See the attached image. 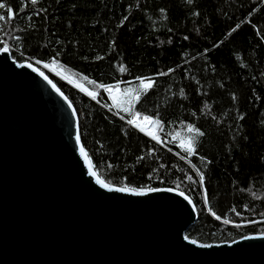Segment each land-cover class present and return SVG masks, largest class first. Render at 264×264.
<instances>
[{
    "label": "trees",
    "instance_id": "obj_1",
    "mask_svg": "<svg viewBox=\"0 0 264 264\" xmlns=\"http://www.w3.org/2000/svg\"><path fill=\"white\" fill-rule=\"evenodd\" d=\"M0 3V41L15 61L55 64L96 94L53 77L76 109L101 179L183 191L198 214L186 235L200 244L264 234V0ZM137 77L155 86L122 113L101 85L138 88ZM135 112L155 113L159 141L127 123ZM189 124L206 133L191 157L180 147ZM196 168L205 174L203 187Z\"/></svg>",
    "mask_w": 264,
    "mask_h": 264
},
{
    "label": "water",
    "instance_id": "obj_2",
    "mask_svg": "<svg viewBox=\"0 0 264 264\" xmlns=\"http://www.w3.org/2000/svg\"><path fill=\"white\" fill-rule=\"evenodd\" d=\"M21 65L0 52V264H264V234L211 248L186 240L198 214L178 190L97 183L77 113Z\"/></svg>",
    "mask_w": 264,
    "mask_h": 264
},
{
    "label": "snow or ice",
    "instance_id": "obj_3",
    "mask_svg": "<svg viewBox=\"0 0 264 264\" xmlns=\"http://www.w3.org/2000/svg\"><path fill=\"white\" fill-rule=\"evenodd\" d=\"M33 2H35V0H33ZM192 0H188V3H191ZM6 5L4 3H0V9H5ZM9 11H11V9H8ZM163 12V10H161ZM5 19L4 15H0V20ZM0 52L7 54L10 52V48L8 45L7 40H3L0 41ZM37 63H39V61H37ZM25 65H21V67H24ZM28 67H32L31 64L27 65ZM44 68H49L50 65L45 63L43 65ZM175 69H170L169 72L174 71ZM33 71H39L37 68H33ZM121 72L125 71L124 68L120 69ZM169 73H158L157 75H168ZM39 75L41 77H43V79L45 81H47V83L49 85H51V87L53 89H55V91L57 93H59V95L68 103L69 108L72 109V114L75 116L76 115V109L74 107H72V101L69 100L68 96L64 95V93L60 90V88L57 87V85L55 83H53V81L51 79H49V77L47 75H45L44 72H39ZM85 79H87V77H85ZM136 80L138 81L139 87L135 90V92H133L131 89L128 90L127 93H125V101L124 104L125 106L123 108H120V104L117 103V108L120 111L123 112H130L131 111V105L140 100L142 95L146 94L147 90H151L153 89V87L155 86V80L148 78V77H137ZM91 83H95V81H91ZM101 87H104L106 91L111 92L113 89L111 87H106L105 85H101ZM116 89L120 88L119 84L115 85ZM82 91L84 89H81ZM88 95L91 96L93 99H96V94L92 93V92H88ZM180 95H183V92H180ZM112 99L114 101L117 100V97L113 96ZM155 113H153L152 115H143L141 116L140 112H135L133 114V118L129 119L127 121V123L129 125H133L136 128H138L140 131H144L145 129L143 127H141L140 123H138V121L142 120L145 124L152 126V125H156L159 126L161 124V121L159 119H154ZM240 119H243V117L241 116ZM151 134V133H149ZM206 135L205 131L201 130L200 128L196 127L193 124H189L187 126V138L186 139H181V143H180V147L183 149L184 153L187 154V156L191 157V156H195L197 155V147H198V143H199V138L204 137ZM153 139H158V137H153ZM75 140L76 142L80 145L79 151L80 154L84 157L85 160L88 161V166H89V174L96 177L97 178V183H99L102 187L107 188L109 191H116V192H131L134 195L137 196H142L145 195L146 192H159V191H167V192H171L173 191L172 188H148V189H144V188H129L127 186H123V187H113L112 185H110L109 183H106L104 180H101L98 176V173L96 171L92 170V161L89 159L88 153L85 151V148L83 146V144H81V135L78 129V124H77V132L75 134ZM201 159H204L203 157H201ZM207 163H211V161H207ZM99 166V165H97ZM193 167L195 168V165H193ZM196 174L198 176V181L201 184V186L203 187L204 185V181H205V174L204 172H202L199 168H196ZM188 180L193 181V183H196V181L193 180L192 176H188L187 177ZM177 188H179V184L176 185ZM204 194L206 197V201L207 202V189L204 188ZM179 195H181L182 197H184L185 199H188V197L185 195V193L183 191L179 192ZM189 203H191V200H189ZM193 207L195 208V205H193ZM209 211H211V209H209ZM212 215L215 217V219L217 220H221V216L216 215V213L212 212ZM237 215H240V213H237ZM255 221H248V223H254ZM223 223L228 224L230 223L229 220L224 219ZM240 226V225H237ZM245 239H249L252 237H244ZM186 240L189 239V237H185ZM190 242L192 244H196L197 241L196 240H190ZM200 247L203 248H211L213 247L212 244H200Z\"/></svg>",
    "mask_w": 264,
    "mask_h": 264
},
{
    "label": "rangeland",
    "instance_id": "obj_4",
    "mask_svg": "<svg viewBox=\"0 0 264 264\" xmlns=\"http://www.w3.org/2000/svg\"><path fill=\"white\" fill-rule=\"evenodd\" d=\"M1 38V36H0ZM26 64H31L33 68H37L39 70V72H44L45 75H47L49 77V79H51L53 81V83H55V81L53 80V77L56 79V80H59V81H64L66 83H69L77 88H79L80 90L81 89H84L83 92L87 93L88 92H92L94 93L92 90H90L86 85L84 84H79V83H76L74 82L71 78L67 77L65 75V73L63 72V70L59 69L55 64H51L49 68H44L43 65L44 63H37L36 60L32 61V62H27ZM131 89L133 92H135V90L137 89V87H134V86H120L119 89H113L110 93L111 97L115 96L117 97V100L114 101L115 103V106L117 105V103L120 104V108H123L125 106L124 104V101H125V93L128 92V90ZM95 94V93H94ZM117 108V106H116ZM118 109V108H117ZM119 110V109H118ZM120 111V110H119ZM122 113H130V112H123V111H120ZM133 118V117H132ZM131 118V119H132ZM134 127V126H133ZM145 130L144 131H141L143 132L145 135H147L148 137L152 138L153 137H157L156 136V131H155V126L152 125V126H149L147 124L144 125L143 127ZM138 129V128H136ZM139 130V129H138ZM140 131V130H139ZM151 133V134H149ZM150 135V136H149ZM156 141H159V139H154Z\"/></svg>",
    "mask_w": 264,
    "mask_h": 264
},
{
    "label": "bare ground",
    "instance_id": "obj_5",
    "mask_svg": "<svg viewBox=\"0 0 264 264\" xmlns=\"http://www.w3.org/2000/svg\"><path fill=\"white\" fill-rule=\"evenodd\" d=\"M138 123H140L141 127H144V125H145V123H144L142 120L138 121ZM151 135H152V134H151ZM149 136H150V135H149Z\"/></svg>",
    "mask_w": 264,
    "mask_h": 264
},
{
    "label": "built area",
    "instance_id": "obj_6",
    "mask_svg": "<svg viewBox=\"0 0 264 264\" xmlns=\"http://www.w3.org/2000/svg\"><path fill=\"white\" fill-rule=\"evenodd\" d=\"M133 126V125H132ZM135 127V126H134ZM136 128V127H135Z\"/></svg>",
    "mask_w": 264,
    "mask_h": 264
}]
</instances>
